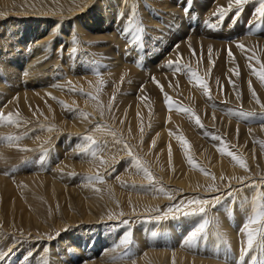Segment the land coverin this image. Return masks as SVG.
Listing matches in <instances>:
<instances>
[{"label": "rangeland", "instance_id": "obj_1", "mask_svg": "<svg viewBox=\"0 0 264 264\" xmlns=\"http://www.w3.org/2000/svg\"><path fill=\"white\" fill-rule=\"evenodd\" d=\"M1 1L9 2V11L5 15L4 10H1L0 33L8 26L11 31L18 30L17 34L19 33L4 42L3 47L0 46L2 62L5 63L7 58L14 55L11 48L26 59L34 58L35 47L45 45L34 39L47 35L49 24L53 20H47L49 24L43 27L41 35L38 33L36 37H29V42L26 40L21 44L19 36L26 28L16 21L31 17L20 11L23 0H0L2 8ZM29 1L35 5L50 3V0ZM139 1L136 0L137 6L133 7L137 21H134V27H129L131 32L122 33L119 29H112V37L105 39L104 43L98 38L83 39L79 42L81 47L74 48V57L69 60H65L63 44L56 55L55 46L59 40L67 42L64 34L68 31L63 33V26L73 24L84 14L48 15L55 17L59 26L48 43L50 47L45 57L49 56L50 62L33 73L25 72L28 73L27 76L22 74L13 82L8 79L10 75L0 69V114L7 118L11 113V119L16 121H0V149L6 152L0 151V177L6 179L0 189V256L3 257L0 264H30L32 256H40L44 248L49 258L48 264L58 261L61 262L59 264H67L70 257H74L71 264L96 262L98 244L101 241L99 228L110 236H113V232L116 234L115 230L118 228H121L119 233L122 235H133L140 228L138 233L144 235L145 249L172 250L176 247L173 238L161 243L157 240L156 233L145 235L146 230L153 229L156 221L152 220L154 215L159 216V211L166 213L174 205L182 204L185 207L197 198H216L214 205L222 204L230 198L233 189L247 185L253 188L255 184L256 195L249 200L250 192L236 193L232 197L229 212L232 213L237 205L253 206L257 200V213L264 214V168L257 162L264 159V131L263 134L254 133L251 138H243L245 129L262 127L261 122L264 121V110L260 106L264 104V98L258 97L264 84L261 88L254 85L249 68L251 64L259 70L260 64H264V18L258 17L254 11L258 9L260 0H248L239 10L232 7L225 14L222 24L217 14H212L213 17L208 15L210 3L206 0H165L166 4L159 6L156 4L164 0H142V5ZM251 3H255L256 8L252 9ZM100 4L106 5L104 0H94L84 12L86 16L92 18L90 13H95ZM238 11L239 18L234 20ZM167 13L171 14L170 18H167ZM182 22H185V26ZM186 26H189L188 31H185L187 34L183 32L178 35L179 30ZM171 34L172 39L169 38ZM247 35L254 43L246 44L242 51L237 44H241L240 41ZM114 36L115 40L112 39ZM122 41H125L122 50L116 52V42ZM209 48L212 49L211 60L214 66L209 65L210 74H206ZM229 50L232 57H229ZM157 52L163 54L162 59L150 66L148 60ZM177 53L178 57H172ZM138 54L142 56L139 57ZM248 57L252 59L249 60ZM169 62H172L171 65ZM119 64L130 67L120 71L119 67L122 65ZM230 67L238 68L241 76L233 78L228 75ZM23 69L20 68L21 71ZM156 70L161 71L153 73ZM192 72L205 82L209 90L207 95L211 101L204 104L203 108L189 101L184 92L176 88L177 85L182 86V80H189V87L194 92L190 96H198L199 101L203 102L202 92L205 90L195 83ZM214 72L218 74L216 78L212 76ZM225 73L227 81L222 78ZM165 74L170 75L174 82L169 88L166 84L167 89L163 81H158V77ZM245 77L251 82L260 104L256 103L252 95L244 93L242 83ZM153 79L162 84L163 91L161 87L155 86L157 83H153ZM2 85L5 89H1ZM230 87L239 92L238 102L228 99ZM217 90L222 93L223 98L216 96ZM27 93L44 97V104L51 111L48 114L43 110L42 113L26 115L6 107L13 97L20 98L19 95ZM141 94H144L143 98L147 102V111L140 119L141 127L138 125L134 130L128 126V116L138 108L135 103ZM165 96L172 102L171 109L167 107ZM159 104L165 108L159 110ZM212 104L217 105L219 117L237 124L235 135L232 136L230 130L223 129L224 125L220 124L216 113L215 119L212 117L209 120L208 113L213 108ZM91 107L94 112H98L100 119L94 118L96 114ZM239 112L253 115L247 118L230 115ZM168 116L180 117L178 120H181V124L176 127L169 125ZM197 117L201 121L200 125L195 123ZM72 120L79 121L82 129L71 131L64 126V122ZM88 137L92 139L89 140ZM169 138L177 142L173 145L175 149L186 147L184 151L177 153L181 156L178 167L201 174L206 172L207 175L204 176H212L211 182L204 188L185 189L179 179H176L179 172L173 176L172 182L163 178L160 170L165 171L168 164L163 160L158 162V158L154 156L160 144L165 146ZM198 141L213 146L214 149H210L213 155L203 151V148L198 149ZM221 148L225 150L223 153L215 152ZM227 152H232L245 161L247 171L239 167ZM213 156L228 164L230 161V165L241 170L242 175L251 172L256 174L244 177L240 182L217 178L212 166ZM90 160L94 162V166L91 169L85 168L84 165ZM255 162L257 169L253 171ZM28 174H35L36 177H25ZM148 175H151V181ZM97 176L102 182L95 179ZM107 182L113 183L114 191L107 190ZM52 185H55L56 191L50 194L49 188ZM91 186V190L85 189ZM137 195L149 196L145 197L147 199L164 198L165 203L158 211L154 209V205L151 206L152 215L141 216L133 212L141 209V204L134 200L137 197H132ZM203 213L204 211L199 212L205 216ZM84 215L100 216V220L86 223L84 227L88 234H94L90 242L87 233L82 232L83 226L79 224ZM130 216L132 217L129 218ZM260 220L263 224L258 223L257 244L260 242L263 245L264 215ZM70 226V230L65 229ZM168 226L169 222L166 228ZM78 233L82 234V246L67 249L64 237ZM130 242L134 247L136 239L132 238ZM150 242H158V248L150 246ZM85 247L88 251L83 253ZM28 248H34L32 256L23 257ZM81 252L83 260H79ZM57 254L60 258L56 257ZM135 256L136 254L127 261ZM165 256L166 254L154 256L149 261L151 264H156L157 261L161 264ZM260 264H264V260Z\"/></svg>", "mask_w": 264, "mask_h": 264}, {"label": "bare ground", "instance_id": "obj_2", "mask_svg": "<svg viewBox=\"0 0 264 264\" xmlns=\"http://www.w3.org/2000/svg\"><path fill=\"white\" fill-rule=\"evenodd\" d=\"M93 1L94 0H50V3L48 5L46 4H36L35 5L29 0H23V8L20 9V11L23 14H25V16H28L31 18H28L22 21L21 20L16 21V23H19L26 28L19 36V43L23 44L24 42H26V40L28 41L29 37L32 38L34 37V35L36 37L38 33L39 35H41L42 30L44 29L43 27L44 26L47 27V25L49 24L47 20H53V23L49 24L48 29L50 30L48 31L47 35L43 34L41 36L42 38L34 39L35 41H37L38 39L40 43L42 42L43 44H45V45H38L35 47L34 50L36 52H35L34 58L30 60L29 58L26 59L24 55L22 54L19 55L18 53L15 52V50H13V48H11V52H13L14 55H11L9 58H7V61L3 63L2 62L3 58H1L2 51H0V69L4 73H8L10 75V77L8 78L9 81L13 82L17 80L19 76H21L22 74L24 76H27L28 73H25V72L28 71L29 73H33L34 71L38 70L39 68H42L44 65H47L48 62H50L49 56H47V58L45 57V55H47L48 53L47 49H49L50 47L48 43L49 41L52 40L51 37H54V33L59 30V26H58V23L55 22L57 21L56 18L49 17L48 15H51V14L65 15L66 14L70 16L72 14L73 15L77 14L79 16L80 14H84L82 17H80L78 21L73 22V24H69L68 26H63L62 28L63 33L65 31H68L67 34L66 33L64 34L65 38L67 39V42H65L64 39L59 40V42H57V45L55 46L56 47L55 55L56 53L58 54V50L63 44L64 46L63 50H65L64 51L65 60H69L70 58L74 57V48L81 47V43L79 42H81V40L83 39L98 38L100 41H103L104 43L105 39L112 37V32H110L112 29H115V30L119 29L122 33L131 32L129 30V27L130 28L134 27L135 26L134 21H137L135 12L133 11V7L137 6L136 0H104L106 5L101 6L100 4L98 9L95 11V13L93 12L90 13V15H93V17L89 18L88 16H86V13L84 12L89 9V6ZM206 1L208 2V4L210 3L209 9H208V13H209L208 15L217 14L218 9L221 7L228 8L229 3H230V0H213V1L206 0ZM164 3L166 4L165 0L161 1L159 4H156V5L159 6ZM255 3H251L253 5L252 9L254 7L256 8ZM1 4H2V8L0 7V11L4 10L3 14L6 15V13H8L9 11V7L7 6L9 2L1 1ZM139 4L141 5L143 4L142 0L139 1ZM0 14H2V11L0 12ZM167 15H168L167 18H170L171 14L167 13ZM76 16H74V18ZM81 18H84V19H81ZM214 19L216 18L214 17ZM209 21H212V20H209ZM182 24L183 26H185V22H182ZM188 27L186 26V28L183 27V30L182 29L179 30L178 35L185 32L186 30L188 31ZM17 31H14V32L11 31L9 29V26L7 28L5 27V29H2L0 33V46L3 47L4 42H6L11 37L15 36V34H17ZM186 34H185V37H186ZM39 35L38 37H40ZM169 38L170 39L173 38L172 34L169 35ZM249 38L250 36L247 35L245 38H243L240 41L241 44L246 47V44L252 43L253 41ZM112 39L115 40L116 37L114 36ZM124 42L125 41H122L120 43L116 42L117 45L115 46H116V49H118L116 50V52H119L122 50V46L125 44ZM126 45H128V43ZM129 45H131V43H129ZM178 53L172 57L174 58L178 57L179 56ZM162 56L163 54H160L159 52L154 54L148 60L149 65L152 66L155 62H160L162 59ZM141 63H142V60H141ZM119 65H122V64H119ZM209 65H210L209 62H206V68H205L206 74L208 73L210 74ZM136 66L138 67V65ZM22 67L24 68L23 71L20 70V68ZM128 67L130 66L122 65L121 67H119V70L124 71V70H127ZM231 69L233 68L230 67L227 70L228 75H230L233 78L241 76V73H239V76L234 75ZM160 71L161 70H156L153 73H158ZM217 75L218 74L216 72L212 74L213 78H216ZM225 75L226 73L222 75L223 81L228 80V77ZM250 75H251L250 79L253 80L254 85L257 86L258 88H261L263 84L261 83L259 78L252 73ZM158 79H159L158 80L159 82L163 81L162 83L164 84V86L167 84V88H169L168 86H170L171 83H174L170 75L165 74V75H162L161 77H158ZM249 82L250 81L248 80V78L245 77L244 82L242 83V87L244 89L245 94L252 95L249 90ZM0 83L2 84L1 78H0ZM181 83H182V86L181 85L176 86L177 90L183 91L186 97L188 98V100L191 101L192 103H195L199 107L203 108L204 104L209 103L211 101V99L208 97V95L205 94V92H202V99H204L203 102L199 101L198 96L191 97L190 95H193L194 92L189 87L190 86L189 80H182ZM158 84L160 86L162 85L160 83ZM1 89H5L3 85L1 86ZM215 94L218 98L220 99L223 98V95L219 90H217ZM19 96L20 98H17V96L13 97L11 102L7 104L8 106L6 107H8L9 110H13L14 112L21 111L25 113L26 115L42 113L43 110H46V114H48L49 111H51L50 108L46 107V105L44 104L46 100L42 96L35 95V93H32V94L27 93V94H22ZM143 96L144 94H141L140 98L135 103V106L138 108L134 109L131 112V115L128 116V126L133 128L134 130L137 129L138 125L139 127H141L142 123H139L140 119L142 116L146 114V111H147V102L143 98ZM258 97L264 98V85H263V91L258 93ZM239 98H240L239 92L233 89L232 87H230V93H229L228 99L234 102H238ZM212 105H213V108H211V110L208 113L210 116L209 120H211L212 117H215L214 116L215 113L218 115V113L220 112L219 109H217L216 104H212ZM92 108L93 107H91L90 109L92 110ZM157 108L159 110H162V108H165V106L164 107L160 106ZM94 113L96 114L94 118L95 117L98 119L101 118L96 110ZM171 114H175V113H171ZM219 116L220 115H218L217 118L220 121V124L223 123L224 125L223 129H225V131L226 129L230 130L231 135L232 136L235 135V132L237 130L236 129L237 124L232 123L230 120L223 119ZM178 118L180 117L168 116L167 119H168L169 125H172L174 127L180 125L181 120L179 121ZM129 120H130V124H129ZM63 124L65 127L71 129V131L82 129L81 123L77 120L75 121L72 120L70 122H64ZM263 131H264V128L260 126L257 127L256 129L254 128L245 129L243 131L244 133L243 138H247V137L251 138L253 135H255L254 133L263 134ZM167 140L169 142H167L165 146L160 144L159 150L155 152V156H154V158H158V162H161L163 160L164 163L167 162L168 164L167 166H165V171L160 170L162 171L161 175L163 176L165 180H167L168 182H172L173 176L177 172H179V175H176L177 176L176 179H179L180 183H182L185 189H202L204 188V186H206L208 183L211 182L212 176L210 177L204 176V174H201L197 171L185 170V168L183 167L182 168L178 167L181 161V156L180 154H177V153L184 151L186 147L182 148L180 146V149H175L173 145H175L177 142L173 141L171 138ZM216 145H221V144L216 143ZM109 147H111V145L107 146L106 149H109ZM202 148H203V151H208L213 155V152L210 151V149L211 150L214 149L213 146L198 141V149H202ZM1 150L2 149H0V151ZM6 150H9V149H6ZM2 152L4 153L5 151L2 150ZM170 152H171V157H170ZM215 152L221 153L217 149L215 150ZM5 156L6 155L4 154V157ZM228 162L229 164L225 162L224 160L216 156H213L212 166L215 168V174L217 178H220V179L227 178L228 181H239L244 177L248 178L252 176L253 174H256L255 172H251L250 174L242 175L243 173L241 170H238L235 166H231L230 164L232 163L230 161ZM257 162L261 163V166L264 168V159H260ZM93 164L94 162L90 160L89 162H87V164L84 165V167L91 169L94 166ZM256 164H257L256 162L253 164L254 166L253 171L257 169ZM25 177H36V175L28 174V175H25ZM5 180L0 177V189L2 188V182ZM107 183H108L107 190L114 191L115 186L113 185V183L111 182H107ZM250 187L251 186L247 185L240 189H233L232 190L233 192L231 193L230 198H228V200H225L226 202H223L222 204L214 205V203H216L215 200H217L216 198H211V199L210 198L209 199L208 198H197V199L207 200L208 203L206 205H197L194 203L195 200H193V203L191 204L187 203V205L183 207L181 211H173V212L166 211V213L159 211L160 213L159 216L154 215L152 220H156V221L153 224V229L146 230L145 235H149V234L154 235V233H156L157 240H160L161 243H166L169 241V239L173 238V242L176 243L175 249L168 250V251L145 249V246H143L144 244L143 236L144 235L141 232L138 233L140 228L136 230L133 235L131 234L122 235L119 233L121 231V228H118L117 230H115L116 234H114L113 232V236L108 235L107 234L108 232L104 233L102 229L99 228V231H100L99 234L101 235L100 236L101 241L98 244V249H99L97 252L98 259L96 260V262H93V263H80V264H151L149 261L150 259H152L154 256L160 257L163 254H166V256H165L164 261L161 264H260V262L264 260V243L263 245L260 242L257 244V238H258L257 236H256V239L254 240L252 248L248 249L246 254H243V249L246 248V236L244 232L242 231V229L245 223L250 218L258 215L257 200H255V203L253 204V206L251 205V206L245 207L244 205H237L235 209L232 211V213L229 212V209L233 202L232 197L236 193L250 192L249 200H252L254 198V196L256 195V186L254 184L253 188H250ZM85 189L91 190L92 186L86 187ZM55 191H56V187L55 185H52L49 188L50 194H52ZM132 197H137V198H134V200L141 204V209L137 211H133V212H137L139 213L138 215H141V216L152 215L150 214L153 210L150 208L151 206L154 205V209H157L158 211L159 207L163 203H165L164 198L147 199L145 197H149V196H138V195L132 196ZM256 198L257 197H255V199ZM201 207L204 208L203 215L205 216H202L199 214L200 212L199 209ZM101 217H104V216H101ZM131 217L132 216H130L129 218ZM34 220H36V218H34ZM98 220H100V216L98 217L97 215L95 216L84 215L82 222H79V224L83 226V229L81 228L82 232L87 233V239L89 242L93 238L94 234H88V231L85 230L84 227L85 225H87L86 223H94V222H97ZM167 222H169V226L166 228ZM205 222H206L205 230L201 234H199L194 240H192L190 243H186L190 233L197 226L201 224H205ZM260 224H263L261 223V220H260ZM68 228H72V227L71 226L66 227L65 229H68ZM252 228L254 231H258V228H259L258 223L255 225H252ZM64 238L66 240L65 246L67 249L71 246L76 247V248L77 247L79 248L80 246H82V242H81L82 234L81 233H78L73 236H70L67 234ZM132 238L136 239V243L134 244V247L133 245H130L131 242L130 244L125 243L126 239L132 240ZM61 241L64 243L63 240ZM149 244L153 248H158V242H150ZM45 250L46 248L43 249L40 256H32L34 248H28L26 250L25 255L23 254V257L29 258L32 256V260L30 264H48L49 258L47 257V253L45 252ZM87 251L88 249H86L85 247L83 250V253ZM139 251L140 253H138ZM63 253H66V252L63 251ZM58 254L56 255V257L60 258ZM80 254H81L80 255L81 259L79 260H83L84 257L82 256V252ZM135 254H136L135 258L127 261L128 259L133 257ZM73 259L74 257H70L67 261V264H71L74 261ZM90 260H93V259H90ZM158 262L159 261H157L156 264H158ZM59 263L61 262L58 261L55 264H59Z\"/></svg>", "mask_w": 264, "mask_h": 264}, {"label": "snow or ice", "instance_id": "obj_3", "mask_svg": "<svg viewBox=\"0 0 264 264\" xmlns=\"http://www.w3.org/2000/svg\"><path fill=\"white\" fill-rule=\"evenodd\" d=\"M246 3H248V0H230L229 7L228 8H223V7L219 8L218 9V12H217V15H218V17L220 19L221 24L223 23V19H224L225 14L227 12L231 11L232 7H235V8H237L239 10V9H242V7ZM185 11H188V9H185ZM255 14L258 17H260V18H264V0H260V5H259L258 9L255 10ZM239 15H240V12L238 11L237 14H236V17H234V20L236 18H238ZM237 47L240 48L242 51L245 50L244 49V46L241 45V44H237ZM192 51H193V55H195L194 49ZM208 51H209V64L212 65V66H214V62L211 60V52H212V49L209 48ZM229 57H232V53H231L230 50H229ZM248 59L251 60L252 58L251 57H248ZM169 63L171 65L172 62H169ZM177 67H179L178 61H177ZM249 68H250V71L252 72V74L256 75L259 78V80L261 81V83L264 84V64H260L259 70L256 67H253L251 64H249ZM231 71L233 72L234 75L239 76V70H238V68L231 69ZM191 76L194 79L195 83H197L200 87L204 88L205 94L207 95L209 90H208L205 82L203 80H201V78L195 72H192L191 73ZM153 83H157V87H161V91H163L162 86H160L158 84V82L155 81V79H153ZM233 87H234V85H233ZM249 90H250V92L252 94L253 99L256 101V103L257 104H260V100L257 97L256 92L252 89L251 82H249ZM165 100H166L167 107L169 109H171L172 102H171L170 98L167 97V96H165ZM260 106H261V109L264 110V104H261ZM178 110L179 111H184V112H187L188 111V109H178ZM230 115H239L240 117L247 118L249 116H252L253 114L252 113H246V112H239V113H230ZM213 119H215V117H213ZM5 120H7L8 123H15L16 122V121H13L11 119V114H9V117H7V118L4 117L3 114H0V121H5ZM195 123L197 125H200L201 124V121L199 120L198 117L195 118ZM261 125H262V127H264V121L261 122ZM87 139L91 140L92 138L91 137H88ZM178 139H182V138H179L178 137ZM93 143H95V141H93ZM184 143L187 144L186 141H184ZM262 147H264V145H262ZM218 150L220 152H222V153L225 151L223 148L218 149ZM226 154L228 156H230L231 159L234 162H236L239 167H241L242 169H244V170L247 171V166H246V162L245 161L239 159L232 152H227ZM129 155H131V153H129ZM170 157H171V152H170ZM102 163H103V161H102ZM189 163H191V161H189ZM204 174L207 175L206 172ZM95 179L98 180V181H100V182H102V180H101V178L99 176L95 177ZM148 179H149V181L152 180L151 175H148ZM161 191H162V189H161ZM189 203L191 204L193 202H189ZM194 203L197 204V205H206L208 203V201L207 200H203V199H197V200L194 201ZM182 208H183V205L182 204H178V205H174L173 207L169 208L168 211L169 212L181 211ZM199 211L200 212H203L204 211V208L201 207L199 209ZM262 215H264V214H258L257 216L250 218L245 223V225L243 226L242 231L244 232V234L246 236V248L243 249V254H246L247 253V250L252 248L253 243H254V240L256 239V236L259 234L258 231H254L253 230L252 225H255V224L259 223ZM205 226H206V222H205V224H201V225L197 226L190 233V235H189L186 243H190L199 234H201L205 230ZM125 243H130V239H126ZM2 258L3 257L0 256V259H2Z\"/></svg>", "mask_w": 264, "mask_h": 264}]
</instances>
